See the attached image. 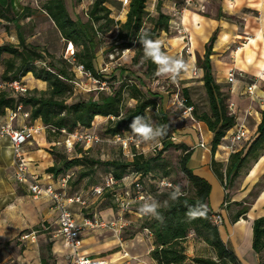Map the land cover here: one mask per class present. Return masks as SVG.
Masks as SVG:
<instances>
[{
  "label": "rangeland",
  "instance_id": "rangeland-1",
  "mask_svg": "<svg viewBox=\"0 0 264 264\" xmlns=\"http://www.w3.org/2000/svg\"><path fill=\"white\" fill-rule=\"evenodd\" d=\"M21 1L22 8L24 7L25 10L20 13L17 22L25 20V15L29 13L27 9L37 11L39 14L29 20L28 25L21 26L18 30H16V25L14 24L16 21H2V26L0 27V46L12 45L16 47L19 45L20 36L24 42H29L32 38L36 37L34 38L36 40L32 39V44L26 43V45L32 47H34L33 45H38L37 40L40 41L42 38L47 39L49 41L48 47L46 46L44 49L41 46L35 47L36 51L44 57V60L35 63L34 67L36 69H47L51 63L56 67H63L67 70L73 80L71 83L73 91L66 99L67 104L86 101L89 98L97 100L99 93L109 94L112 91H120L121 89L125 107L122 115H125L126 111L136 105V101L130 98L132 87H136L147 98L156 101V109H149L150 111L147 110L146 112L151 122L157 125L162 124L161 115L167 118L169 132L172 134L174 138L172 141L176 145H182L181 137L190 143L191 130L189 131L186 128H190L197 133L198 128L196 127V123L199 122L195 117V113L198 116L205 113L211 115L208 95L202 81L203 75L195 70L200 69L199 65L203 60L199 55V45L195 44L193 40L191 41L188 31L182 28L179 23L181 17L177 12L184 8L182 0H161L163 3L171 5L172 9H170L171 11H167V13L173 22H169V31L167 33L160 32L158 38L155 40L161 42L162 50L166 54L183 58L190 65V73L188 75H182L175 82L168 77L157 75L153 80L146 79L145 73L147 66L144 52L138 56L137 62L134 63L133 61L135 60L133 58L136 55V43H133L132 49L123 50L121 48L122 42L118 39L119 27H114L107 33H98L97 35V41H100V48L96 54V69L102 75H107L109 79L107 84H100L92 77L80 74L76 70L77 64H72L66 60L77 52V48L73 46L72 50H68L66 41H61L60 39H58V42L55 41V37L58 38V36H56L54 25L39 10V8L42 9L47 0ZM159 1L147 0L146 10L151 18L157 19L158 17ZM63 2L69 17L73 21H79L81 23L87 22V14L94 0H63ZM218 2L219 0H210L208 10H205V8L204 10L188 8L187 11L210 17L211 9L215 8ZM25 3L26 6H23ZM175 3L178 4L176 8H174ZM115 4L118 7L114 6V9H112L111 18L116 22L124 23L126 19L124 22L119 20L124 12L122 10L123 5L118 0H108L106 6L110 8ZM128 5L125 6V11L128 10ZM160 8L163 12L164 7L162 4H160ZM98 25L95 27H98ZM151 29H153V24L146 21L144 30ZM17 33H19V36ZM183 33H186L190 39L191 54L181 53L182 45L179 41ZM10 59L14 58L8 54L0 55V81L6 69V62ZM20 65L21 62L19 59H14L12 71H16ZM215 74L218 76L217 73ZM29 79H31V83H28ZM21 81L25 88L27 87V90L24 92L25 97L49 98L50 90L48 85L44 82L42 83V81H37L32 74H28ZM221 91L225 96L230 98L228 86L221 87ZM186 101H189L193 106L192 111L187 114L185 110L189 106H187ZM226 104H228V100ZM23 111L24 114L31 112L29 107H23ZM189 114L193 119L190 118ZM22 120H18L21 125L24 124L27 127H42V123L39 120L31 121L30 117L23 118ZM116 122L114 118L109 120L98 117L95 119L91 129L83 131L78 128L76 130L79 135L78 138L88 134L92 138L97 139L98 142L87 146L84 141H74L72 150L67 148V136L50 135L45 130L40 134L41 136H35L23 146V157L27 162L29 161L31 163V167L35 173L50 175L58 187L63 184V180H66L64 191L66 195H81L84 199L88 198L90 201H87V204L91 203V206L96 204L94 202L96 199L92 197V189L102 184L106 176L114 170L113 167L106 166L105 163L130 162L133 157L131 154H134L138 158L142 157L144 160L155 159L152 162V172L148 177H144L143 185L150 193L148 202H156L159 205V210L165 209L169 205L175 191L173 187L176 185L180 186V191L177 196H194V190L189 185L180 168V161L183 156L182 151L176 150L175 148H169L163 151V146L160 141L159 143L144 145L139 150L133 149L131 153L125 152L121 144L107 134L108 128L114 127ZM198 138L199 136L197 135ZM187 147L190 151L192 150V146ZM4 150H1L2 164L12 170L8 172L9 174L6 176V179L3 175H0V264H26L27 261L25 260H29L30 256L28 255L26 257V252L31 255L34 253L40 259L44 258L47 264H58L57 256L54 257L52 250L49 251L47 248L50 243L48 240L46 242L41 240L38 247L31 246L26 248L21 245L23 244L20 242V236L22 234L37 230L45 221H51L52 219L47 216V211H43V209H46V204L35 202L26 191L13 182L14 167L12 168L11 166L12 158L6 155ZM201 151L199 148L196 150L195 158L199 157ZM74 159H82L83 162L79 166L67 169L66 165ZM229 159L222 162L223 173H225ZM90 161L98 162V164H91ZM256 163L252 159L247 160V163L239 173L236 176H232L229 182L226 183L224 176L223 184H220V187L222 185L221 191L218 190L212 193L210 200L213 206L216 204L213 207L215 211H219V207L215 203L216 200L220 199L222 202L226 198L227 206H222V210L225 213H222V210L218 212L223 218L222 226L225 218L230 220L243 206L248 207L256 197L259 187L264 185V179H260L254 188L247 181V176ZM53 166L59 170V173L57 175L47 174V169ZM136 173L141 172H136L133 167L128 168L126 174H129L130 179L126 180L127 184L136 177ZM162 180L171 184V188L160 187V190L163 192L159 193L155 190L154 183ZM104 200L100 207L105 208L106 206H111L112 201L109 197ZM139 207L135 206V211H138ZM73 212L78 216L81 209L77 207ZM124 220H127L129 223H127V226L120 233L96 231L90 237L100 243L104 241L108 243L113 240L117 241L116 246H113V244L112 246L109 245L107 249L109 251L103 254L105 257L109 256L107 259L111 261V264H155L149 256L153 250V238L145 230L141 229L145 218L140 219L136 215H126ZM185 248L186 255L189 252V248H191L189 252L191 257L188 258L189 262L186 264H191V260L195 257L216 258L213 250L192 232L185 242ZM114 254H117V256L112 257L111 255ZM124 256L127 258H124ZM31 263H33V260Z\"/></svg>",
  "mask_w": 264,
  "mask_h": 264
},
{
  "label": "trees",
  "instance_id": "trees-1",
  "mask_svg": "<svg viewBox=\"0 0 264 264\" xmlns=\"http://www.w3.org/2000/svg\"><path fill=\"white\" fill-rule=\"evenodd\" d=\"M128 1L129 5L124 23L116 22L111 18L112 10L106 6L108 0H94L87 14L88 20L85 23L73 21L69 17L63 0H47L42 7V10L52 20L64 41L72 43L77 48V52L74 54L75 63L83 66L85 72L100 84H107L109 79L107 75H102L96 69V54L100 48V41H97L98 33L104 34L111 31L114 27H119L118 39L122 42L121 48L127 50L133 48L137 33L141 29L144 30L146 21L153 24V29L147 30L153 40L158 38L160 32L167 33L169 31V22H173L168 14L160 10L162 1L158 2L157 19L151 18L147 12V0ZM119 3L122 5V0H119ZM177 5L175 3L174 8ZM111 7H114V5ZM18 18L13 15L11 0H0V26L1 21H17ZM100 22L102 23L100 24ZM97 24H99L98 27H95ZM216 36L217 32L212 35L205 46L204 57L199 65V68L203 70L202 81L208 95L211 115L205 113L198 116L195 113L198 122L204 123L213 134L211 143L213 156L217 148L224 143L227 132L235 125V118L229 114V105L226 104L229 98L222 93L221 86L216 83L212 73L210 57L213 54L212 49ZM143 52L141 45L136 43L134 63L137 62L138 56ZM2 54H8L14 59H19L21 65L13 72L14 59L8 60L1 81H20L28 74H32L36 80L48 85L50 96L49 98H27L24 95L19 94L16 96L8 91H2L0 92V116L15 110L18 105L29 107L31 110V121H41L42 127H45V130L50 135L62 136L59 132L62 129L69 134L78 128L87 131L92 128L95 119L100 117L109 120L112 118L116 119L117 122L114 127L107 130L108 135L115 137L123 132H130L129 124L134 116L144 115L149 109H156V101L147 98L136 87H132L130 95V98L136 101V105L126 111L125 115H122L125 107L121 89L120 91H112L109 94L99 93L97 100L89 98L86 101L67 104L66 99L73 91L71 85L73 80L65 68L56 67L50 63L47 69H36L34 67L35 63L44 60V57L36 51L35 47L26 45L21 37L19 45L16 47L12 45L0 46V55ZM146 66L145 78L148 80L155 79L157 65L151 59L146 58ZM186 104L189 106L188 108L193 109L189 101H186ZM161 120L162 124L168 125V120L165 116L161 115ZM172 140L173 136L168 131V135L161 141L163 151L175 148L183 152L180 168L194 190V196L186 197L180 195L177 196L176 200L171 199L165 209L159 210L163 220H158L152 216H143L139 214V211H135V208L131 209L140 219L145 218L141 229L148 230L152 235L153 250L150 252V259L155 264H186L188 257L185 252V242L192 232L213 250L216 258L195 257L191 260V264H242L234 250L222 240L218 226L212 221V217L217 213H213L210 209L211 185L189 168L188 163L192 156V150L190 151L184 144L176 145ZM244 153L245 155H243ZM262 155H264V111L261 112V122L257 128V135L248 143L246 150L230 155L225 173L222 172L223 164L214 160L211 162V170L220 183L223 184L224 176L227 183L232 176H236L239 173L247 163V160L252 159L257 162ZM153 161L155 159L144 160L142 157L138 158L133 155L130 162H107L105 165L114 168L111 174L120 183L129 178V174H126L127 170L133 167L136 172H141L136 173V176L143 183L144 177H148L152 172ZM82 162V159H74L66 165V168L70 169L74 166H79ZM90 163L98 164V162L93 161H90ZM46 172L47 174L57 175L59 170L53 166L48 168ZM158 183H154V188L161 193L163 191L159 189ZM120 189L105 194L98 199L99 203L102 204L107 197L114 201V196L119 194ZM144 190L150 195L145 187ZM225 199L222 206H227ZM198 201L206 205L207 214L203 218L188 221L185 218V212L189 210V207L195 210ZM136 206L140 205L137 204ZM248 211L249 207L243 206L234 214L231 221L235 223L240 218H245ZM127 215H130V213ZM252 248L257 255L264 254V217L255 220L253 223ZM48 250L51 251V246L48 247ZM41 264H47L44 258H41ZM259 264H264V259Z\"/></svg>",
  "mask_w": 264,
  "mask_h": 264
},
{
  "label": "crops",
  "instance_id": "crops-1",
  "mask_svg": "<svg viewBox=\"0 0 264 264\" xmlns=\"http://www.w3.org/2000/svg\"><path fill=\"white\" fill-rule=\"evenodd\" d=\"M196 1L200 5H203L205 7V10H208L210 0ZM21 3V0H11L12 12L15 18L20 17V13L25 10L24 7L22 8ZM162 5L164 7L163 12L165 14H168L167 11H171L170 9H172L171 5L166 3H162ZM23 6H26V3L23 4ZM114 6L118 7V5L116 4ZM122 7L124 13L119 20H121V22H124V20L126 19L127 11L124 10V6ZM110 9L112 10L114 9V7H110ZM39 10L44 13L45 16L52 22V20L42 9L39 8ZM27 11L29 13L25 15V20H20V22L13 21L15 22L14 24L16 25V30H18L21 26L28 25V22H30L29 20L39 14L37 11H30L28 9ZM210 15V17H206L199 14H194V12L191 11H186L183 18L180 19L179 23L182 28H185V30L188 31L191 41L193 40L195 44L199 45L200 54H198L202 58L204 57L205 46L209 42L212 35L217 32L216 40L213 44L212 49L213 54L210 57L212 73L214 80L218 85H220L221 87L228 86V92L230 94L228 105H233V117L235 118V124L237 126L227 133V136L224 139V143L217 148L214 156L211 152L213 134L208 130L204 123H196V127L198 128L197 133L190 128H186L189 131L191 130L190 143L182 137L180 139L182 140L181 144L192 146V156L188 163V166L196 175L202 177L211 185L212 195L213 192L222 190V185L220 187L221 183L217 181V178L211 170L212 160L220 163L228 160V158L230 157L226 149L229 143L228 138L232 135V133H234L238 125H242L245 128V131L247 132V139L238 144L237 152L245 151L248 143L257 135V128L261 122V112L264 111V107H262L257 100V97H261L260 88L264 86V75H262V73H264V0H219V2L216 4V7L211 9ZM52 24L54 25L53 22ZM54 28L56 31V36H58V38L55 37V41L58 42V39H60L61 41L64 40L61 37L59 31L56 29L55 25ZM17 34L19 36V33ZM32 39L29 42H25V44H32ZM48 42L49 41L47 39L42 38L40 39V41L37 40L38 45L33 46H41L44 49V47L49 46ZM179 42L182 45L181 39ZM195 70L203 75L202 69ZM232 71L242 73L244 77H238L232 84H229L227 82V79ZM215 73H217L218 76ZM252 79L259 80L256 88L257 97L255 98H251L246 94V88L249 85L250 80ZM31 82V79H29L28 83ZM28 117H30V113H26L25 116L19 115L12 124V127L19 128L23 126L24 124L21 125L18 120H22L23 118L25 119ZM7 121L8 113L4 116H0V129L7 124ZM22 122L24 121L22 120ZM44 131L45 129L40 134H42ZM40 134L36 136H39ZM197 135L199 136L198 139ZM201 143L204 144V148L199 147ZM198 148L202 151L200 152L199 157L195 158V152ZM3 149H5L4 151L6 155L11 156V166L13 168L14 166L12 148L11 143L7 138L0 139V175H3L6 179V176L9 174L8 172L12 169H8L2 164L1 150ZM27 163L32 175H37L38 177L44 178L45 180H47V182H54L52 178L49 179V177H51L50 175L35 173L31 167V163L29 161ZM260 179H264V155L259 158L257 163L251 169V172H249V175L247 176V181L249 184H252L253 188ZM13 182L19 185L21 189L28 193L27 186L20 184L15 180V174ZM56 187H58L57 184ZM85 199L89 201L88 198ZM95 199L96 200L94 202L96 204H93L92 206L91 203H88L87 207L85 208L79 205L72 206V212L77 207L81 209V212L78 216H76L73 212V214L76 216L77 221L82 222L84 218L91 217L93 215L101 218L107 223L116 221L118 219V207L116 205V202L112 201L111 206L102 208L100 207L101 203H99L98 199ZM34 201L46 204V209H43V211H47V216L52 220L45 221L41 225V227L37 229L39 231V235L36 243H26L21 245L26 248L31 246L38 247V244L41 240L45 242L48 240L50 242L48 244V247L51 246L53 256H57L58 264H69L66 259L69 251L64 248L61 239L58 236V216L57 213L52 210L51 200L47 197H42ZM215 203H217L219 211L214 210L213 207L216 204L213 206L210 200L211 211L213 213L220 212L222 210L224 200L221 202L220 199H218ZM248 207L249 211L246 214L245 218H240L235 223H233L231 219L228 220L227 218H225L223 226L222 224L219 225V231L222 240L234 250L237 258L241 261L242 264H259L260 261L264 259V254L259 256L253 251V223L255 220L264 217V185L259 187V191L257 192L256 197L253 199L251 204L248 205ZM222 213H225V211L222 210ZM36 215L38 214L36 213ZM127 223L129 222H127L126 220V226ZM96 231L112 232L109 229H97L84 235L83 245L80 251L81 255L102 260L106 262V264H111V261L107 259L109 256L105 257L103 256V254L109 251L107 250L109 248V245L112 246L113 244V246H116L117 241L113 240L109 243L107 241H104L103 243L94 241V239H92L90 236L91 234H93V232ZM190 250L191 248H189V252ZM189 252H187L188 258L191 257V254ZM25 255L26 257L30 255L29 260H25L27 261L26 264H41V259L39 257H36L34 253H32L31 255L26 252ZM111 256L116 257L117 254ZM124 258L127 257L124 256ZM32 260L33 263H31Z\"/></svg>",
  "mask_w": 264,
  "mask_h": 264
},
{
  "label": "built area",
  "instance_id": "built-area-1",
  "mask_svg": "<svg viewBox=\"0 0 264 264\" xmlns=\"http://www.w3.org/2000/svg\"><path fill=\"white\" fill-rule=\"evenodd\" d=\"M184 3V8L181 11H178L177 14L183 18L185 12L188 8H193L195 10H204V6L200 5L196 0H182ZM128 0H122V5L125 7L128 5ZM182 40V48L181 53L191 54V46L190 39L183 33L181 36ZM67 43V49L72 50L73 45L70 42ZM70 63L74 64L75 59L74 55L68 57L66 59ZM76 70L87 77L90 75L85 72L83 66L76 65ZM264 75V73H262ZM243 78L242 73L231 72L228 76L227 82L232 84L236 78ZM258 79H252L249 82V85L246 88V94L251 97H257L256 88L258 85ZM8 91L13 95H24L26 88L22 81L14 80V81H0V92ZM261 97H257L259 104L264 107V86L260 88ZM229 114L233 116V105H229L228 107ZM192 108H186L185 113H190ZM26 114V113H25ZM23 111V106L18 105L15 110H11L8 112V121L7 124L0 129V137L7 138L11 143L12 154H13V166H14V174L15 180L23 185L27 186V190L29 195L34 200H38L42 197H47L52 202V210L57 213L58 216V236L61 239V242L65 249L69 251L67 255V261L69 264H80L81 261L84 264H106V262L90 258L87 256L81 255V249L83 245L84 235L95 231L97 229H109L114 233H120L126 227V221L124 217L130 213V215H136L131 211L132 208H135L137 204L141 205V203L145 201H149L150 195L144 190L143 183L140 182V178L136 176L130 183L127 184L125 179L123 183L117 181L112 174L106 176L103 180L102 184L92 189V197L101 198L105 194L119 191V194L114 196V202L118 207V219L113 222H105L101 218L93 215L91 217H86L79 222L76 220V216L72 212V206L79 205L83 208L87 207V200L84 199L81 195L67 196L65 191L66 180H63V184L59 187H56L54 182H47L44 178L38 177L37 175H32L27 160L23 157L22 148L23 146L31 141L36 135L40 134L45 127H27L25 125L19 128H13V122L18 118L19 115L25 116ZM190 115V114H189ZM190 118L192 116L190 115ZM237 125L235 124L233 128ZM232 128V129H233ZM231 130V129H230ZM229 130V131H230ZM228 131V132H229ZM62 136H67L66 144L69 150H72L74 141L80 142L84 141L85 145H92L94 142H98L97 139L92 138L88 134L80 136L78 138V133L75 131L71 134L67 133L66 130L62 129L59 131ZM227 132V133H228ZM227 136V135H226ZM117 142L121 144L123 150L125 152L131 153L133 149L139 150L144 145L147 144H137L134 139H129L126 137L125 132L121 135H117L113 137ZM247 139V132L242 125H238L237 129L232 133V135L228 138V145L226 147L229 155L237 152V146L240 142ZM200 148H204V144L201 143ZM132 156L134 154H131ZM52 177H49V179ZM159 189L161 188H171V184L167 183L165 180H162L158 183ZM161 187V188H160ZM226 206V205H225ZM144 216V215H143ZM139 217V216H138ZM212 221L215 225L219 226L223 222V218L220 213L217 212L212 217ZM145 232L152 237L151 233L148 230ZM39 235V231H32L29 233L22 234L20 236V242L23 244L26 243H36Z\"/></svg>",
  "mask_w": 264,
  "mask_h": 264
},
{
  "label": "clouds",
  "instance_id": "clouds-1",
  "mask_svg": "<svg viewBox=\"0 0 264 264\" xmlns=\"http://www.w3.org/2000/svg\"><path fill=\"white\" fill-rule=\"evenodd\" d=\"M134 42L139 43L143 48L145 57L151 59L157 65L155 73L157 76L168 77L175 82L182 75H188L190 73V65L183 58L166 54L162 50L161 42L159 40H153L147 31L141 29L137 33ZM129 129L130 132L125 133L126 137L134 139L137 144L159 143L168 135L169 125L154 124L146 112L144 115L134 116L129 124ZM173 188L175 191L172 199L176 200L180 186L176 185ZM138 211L141 215L152 216L158 220H163L159 211V205L156 202H147L144 200ZM206 214V205L198 201L195 210L189 207V210L185 212V218L188 221H192L197 218H203ZM80 264H84V262L81 261Z\"/></svg>",
  "mask_w": 264,
  "mask_h": 264
}]
</instances>
